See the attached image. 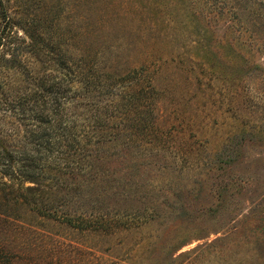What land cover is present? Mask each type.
Returning a JSON list of instances; mask_svg holds the SVG:
<instances>
[{
    "label": "rangeland",
    "instance_id": "obj_1",
    "mask_svg": "<svg viewBox=\"0 0 264 264\" xmlns=\"http://www.w3.org/2000/svg\"><path fill=\"white\" fill-rule=\"evenodd\" d=\"M4 2L13 42L33 40L38 51L22 56L28 75L51 74L57 40L60 47L73 43L75 54L87 43L113 45L117 70L154 61L144 75L152 74L156 89L166 90L163 100L158 98L159 124L184 129L172 131L164 147L147 154L155 163L171 165L149 175L164 187L154 196L156 204L165 202L161 208L168 216L162 223H152L123 246L115 238L101 241L92 252L83 245L93 244L95 236H65L66 256L88 264L94 254L114 264L112 256L134 240L142 245L139 251L150 249V235L157 229L153 264H264V0H96L91 13L86 11L89 0ZM88 16L101 21L91 39L80 36ZM10 48L0 47V56L8 57ZM186 77L201 79L203 92L189 88ZM17 89L10 84L0 92ZM191 93L195 96L189 100ZM200 100L206 103L203 111ZM84 103L70 108L78 130L91 118ZM237 127L248 133L234 136ZM196 129L202 137L193 135ZM173 237L179 244L167 253L164 245Z\"/></svg>",
    "mask_w": 264,
    "mask_h": 264
},
{
    "label": "trees",
    "instance_id": "obj_2",
    "mask_svg": "<svg viewBox=\"0 0 264 264\" xmlns=\"http://www.w3.org/2000/svg\"><path fill=\"white\" fill-rule=\"evenodd\" d=\"M95 1L89 0L86 11L91 13ZM5 6L0 0V47L11 48L8 57L0 56V91L10 84L18 89L0 92V264H82L66 256L65 236H95L97 241L83 245L89 252L112 238L123 246L168 216L161 208L165 202L159 205L154 200L164 187L149 175L171 165L155 163L147 154L164 147L172 131L184 129L159 124L158 98L163 100L166 90L156 89L152 74L144 75L154 61L117 70L120 62L113 45L87 43L75 54L70 49L73 43L60 47L57 40L51 49L58 56L49 64L51 74L28 75L30 67L22 56L38 52L35 42H13ZM84 22L80 36L97 37L101 21L88 16ZM179 62L178 58L177 66ZM185 81L203 92L198 86L201 79ZM194 96L191 93L189 100ZM83 103L91 118L78 130L70 108ZM198 104L203 111L205 100ZM236 130L234 136L248 133ZM154 232L150 249L139 251L142 245L134 240L112 256L117 258L114 264H153L151 255L160 235L157 229ZM177 240L173 237L164 245L167 253L178 246ZM93 259L88 264H105L94 254Z\"/></svg>",
    "mask_w": 264,
    "mask_h": 264
}]
</instances>
